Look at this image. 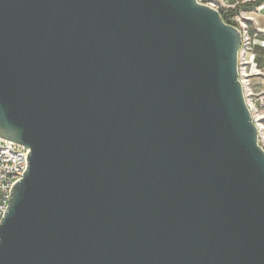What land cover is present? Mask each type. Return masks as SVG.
I'll return each mask as SVG.
<instances>
[{
	"label": "water",
	"instance_id": "1",
	"mask_svg": "<svg viewBox=\"0 0 264 264\" xmlns=\"http://www.w3.org/2000/svg\"><path fill=\"white\" fill-rule=\"evenodd\" d=\"M241 42L196 0H0V264H264Z\"/></svg>",
	"mask_w": 264,
	"mask_h": 264
},
{
	"label": "built area",
	"instance_id": "2",
	"mask_svg": "<svg viewBox=\"0 0 264 264\" xmlns=\"http://www.w3.org/2000/svg\"><path fill=\"white\" fill-rule=\"evenodd\" d=\"M196 1L218 11L225 22L235 26L241 33L238 79L252 120L258 129L259 144L264 148V65L260 66L257 62L255 51L256 47L264 50V26L256 19V16L264 15V1L253 9H246L243 5L255 0ZM28 152L23 145L0 137V222L14 184L27 169Z\"/></svg>",
	"mask_w": 264,
	"mask_h": 264
},
{
	"label": "rangeland",
	"instance_id": "3",
	"mask_svg": "<svg viewBox=\"0 0 264 264\" xmlns=\"http://www.w3.org/2000/svg\"><path fill=\"white\" fill-rule=\"evenodd\" d=\"M264 12V10H263ZM256 19L258 23L261 26H264V15H258L256 16ZM256 55H257V62L259 63L260 66L264 65V50L263 49H256Z\"/></svg>",
	"mask_w": 264,
	"mask_h": 264
},
{
	"label": "trees",
	"instance_id": "4",
	"mask_svg": "<svg viewBox=\"0 0 264 264\" xmlns=\"http://www.w3.org/2000/svg\"><path fill=\"white\" fill-rule=\"evenodd\" d=\"M263 1L264 0H255L253 2H249V3L244 4L243 7L246 8V9H253L254 7H256L257 5H259ZM225 20L227 21V19H225Z\"/></svg>",
	"mask_w": 264,
	"mask_h": 264
},
{
	"label": "crops",
	"instance_id": "5",
	"mask_svg": "<svg viewBox=\"0 0 264 264\" xmlns=\"http://www.w3.org/2000/svg\"><path fill=\"white\" fill-rule=\"evenodd\" d=\"M256 49H261V48H260V47H256L255 50H256Z\"/></svg>",
	"mask_w": 264,
	"mask_h": 264
}]
</instances>
